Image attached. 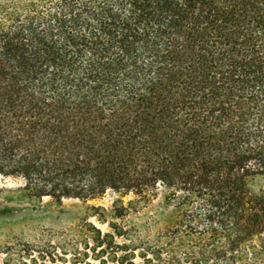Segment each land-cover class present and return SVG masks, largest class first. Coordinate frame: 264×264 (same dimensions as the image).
<instances>
[{"label":"trees","instance_id":"obj_1","mask_svg":"<svg viewBox=\"0 0 264 264\" xmlns=\"http://www.w3.org/2000/svg\"><path fill=\"white\" fill-rule=\"evenodd\" d=\"M0 176L113 194L93 206L111 231L85 237L102 264H264V0L0 6ZM160 186L164 224L135 245L118 220Z\"/></svg>","mask_w":264,"mask_h":264},{"label":"rangeland","instance_id":"obj_2","mask_svg":"<svg viewBox=\"0 0 264 264\" xmlns=\"http://www.w3.org/2000/svg\"><path fill=\"white\" fill-rule=\"evenodd\" d=\"M14 2L0 0V6L10 7ZM23 185L22 178L0 176V264H88L89 260L91 264H102L91 258L85 237L91 235L89 223L103 232L111 231L108 222L95 216L93 206L110 209L114 195L109 193L86 202H57L48 197L37 200L21 196L18 188ZM157 193L148 207L118 220L135 245L146 236L144 227L154 231L164 224L163 187ZM124 239L117 237L119 242Z\"/></svg>","mask_w":264,"mask_h":264}]
</instances>
